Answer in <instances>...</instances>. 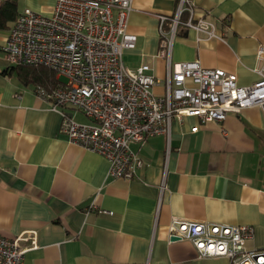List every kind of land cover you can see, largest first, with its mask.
Instances as JSON below:
<instances>
[{
  "label": "crops",
  "instance_id": "1",
  "mask_svg": "<svg viewBox=\"0 0 264 264\" xmlns=\"http://www.w3.org/2000/svg\"><path fill=\"white\" fill-rule=\"evenodd\" d=\"M15 2L17 14L26 7L48 14L55 0ZM193 2L194 15L213 21L219 36L206 38L179 24L171 62L197 59L203 67L234 73L239 85L257 80L264 0ZM176 6L177 0L134 1L127 30L136 40L122 50L125 65L146 62L155 76L165 77L157 14L172 15ZM14 20L0 28V235L37 230L38 246L20 264H227L223 255L201 254L189 238L171 239L174 217L249 224L253 234L244 247L264 248L260 106L229 111L221 121L172 118L169 135L131 143L144 161L135 177H112L104 156L71 142L60 129L61 110L79 122L92 120L72 107L52 108L34 83L11 68L2 45ZM153 89L164 91L162 84Z\"/></svg>",
  "mask_w": 264,
  "mask_h": 264
},
{
  "label": "built area",
  "instance_id": "2",
  "mask_svg": "<svg viewBox=\"0 0 264 264\" xmlns=\"http://www.w3.org/2000/svg\"><path fill=\"white\" fill-rule=\"evenodd\" d=\"M134 1L55 0L48 14L26 7L15 17L2 45L9 64H38L54 72L56 85L37 86L36 92L52 108L72 107L92 120L79 122L61 110L60 129L71 142L104 156L112 177H135L144 161L131 143L147 135H169L172 118L196 115L221 121L229 111L250 105L260 106L264 114V44L256 50L259 77L247 85L237 84L234 73L203 67L197 59L171 62L179 24L206 38L219 36L213 21L194 15L193 0H177L172 15L157 14L159 54L167 59L164 78L155 76L146 62L125 65L122 50L132 48L136 40L127 30ZM158 84L164 87L161 93L153 89ZM164 188L163 179L160 193ZM252 234L249 224L176 217L168 226L170 238H189L201 254L223 255L227 264H264V248L244 247ZM37 246L35 228L12 237L0 235V264H20L25 252Z\"/></svg>",
  "mask_w": 264,
  "mask_h": 264
},
{
  "label": "trees",
  "instance_id": "3",
  "mask_svg": "<svg viewBox=\"0 0 264 264\" xmlns=\"http://www.w3.org/2000/svg\"><path fill=\"white\" fill-rule=\"evenodd\" d=\"M16 16L15 0H0V28L7 27L8 23L14 20ZM182 18H185V14L182 15ZM167 24L165 25L167 26ZM11 68L16 71L23 82L34 83L35 89L37 86L50 88L56 85L54 72L43 65L15 64Z\"/></svg>",
  "mask_w": 264,
  "mask_h": 264
},
{
  "label": "water",
  "instance_id": "4",
  "mask_svg": "<svg viewBox=\"0 0 264 264\" xmlns=\"http://www.w3.org/2000/svg\"><path fill=\"white\" fill-rule=\"evenodd\" d=\"M178 237L177 236H172L171 239H177Z\"/></svg>",
  "mask_w": 264,
  "mask_h": 264
}]
</instances>
